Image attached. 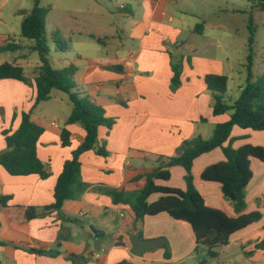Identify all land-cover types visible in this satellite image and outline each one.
I'll list each match as a JSON object with an SVG mask.
<instances>
[{"label": "crops", "instance_id": "0c3cea01", "mask_svg": "<svg viewBox=\"0 0 264 264\" xmlns=\"http://www.w3.org/2000/svg\"><path fill=\"white\" fill-rule=\"evenodd\" d=\"M0 1L2 6L9 2ZM134 1L138 6L137 10L131 4H126L123 8L137 18L130 22L132 26L129 32L123 29L125 40L121 42L119 53L115 52L118 55L102 57L85 71L75 63L79 67L76 77L78 93L89 95L105 108L109 117L116 118L112 129L104 126L99 128L98 145L106 143L109 155L100 156L93 150L81 155L82 179L90 188L79 200L65 203L63 216L66 220L63 221L53 213L45 218L27 221L24 207L45 206L54 202L55 186L64 163L71 158L72 152L86 135L81 124H67L73 106H68V112L56 111L54 116L45 112L38 113L41 104L62 102L65 98L62 96L69 98L67 94L53 91L49 101L40 103L33 110L31 118L45 129L39 140L37 153L50 171V176L47 179H42L37 174L13 176L0 167V194L11 196L8 206L0 208V241L5 243L0 245V264H76L65 257L67 253L86 258L87 261L82 264H118L122 261L130 264H172L184 261L185 257L198 250L199 245L189 224L176 221L167 213H161L147 216L134 226V214L128 205H114L111 197L96 189L123 188L128 191L127 183L144 181L145 184L144 179L135 181L134 178L157 167L161 157L164 159L175 155L184 140L197 136L210 138L217 124L230 119L231 112L214 115L213 93L205 83L207 74L228 77L227 97L231 101L240 96L243 86L236 83L237 79L233 77L228 58L227 61H222L204 56L201 48L204 42L201 39L207 37L206 29L202 25L206 22L201 24V16L182 9L183 0ZM176 7L178 9L174 15L172 11ZM1 36L6 37V34ZM128 39L137 46L126 47ZM3 44L6 42L0 45ZM217 47L227 54L221 43H217ZM120 52L124 55L120 56ZM79 59L85 60L87 57L79 54ZM180 60L183 63L182 85L173 91L172 63ZM2 63L4 62H0ZM12 63L24 68L30 84L13 79L0 81V154L7 150L2 132L8 126L9 131L20 126L23 112L33 107L37 96L32 83L40 64L27 75L26 65L29 62L26 61V55H17ZM238 89L237 96L234 97L233 91ZM63 128L71 133V145L67 147L63 146L61 140ZM232 138L235 148L247 144L264 146V131L235 126ZM223 160V151L220 148L215 149L197 158L192 172L198 166L196 173L205 184L202 185V190L196 187L207 205L235 217L238 214L232 202L224 197L221 185L217 182H205L200 178L207 166ZM148 162L152 163L151 168H146ZM138 168L139 171L132 176V170ZM251 168L253 178L247 186L245 213L260 211L263 217L261 221L233 234L230 242L221 246L226 249L240 247L235 258L225 256L223 264H264V249L256 248L264 239V162L252 159ZM175 170L184 180L176 188L185 190L186 171L181 166L172 167L171 179ZM170 180L158 181V184L169 186ZM157 198L158 195H154L150 200ZM126 214L131 215L134 230L132 235L141 233L144 239L162 238L166 237L164 227L174 228L182 223L189 228L184 230H187L191 244H185L177 256L169 260L165 259L164 252L156 251L160 245L150 252L133 255L129 236L119 232L109 248H102L101 239L106 236L110 221L117 217L119 223L125 219ZM84 217L97 225V229L104 236L96 238L94 233L88 232L85 225L80 226L78 219ZM76 228H80L79 234L76 233ZM53 249L58 251L56 255L45 254L47 250ZM32 250H41L44 253L39 254Z\"/></svg>", "mask_w": 264, "mask_h": 264}, {"label": "trees", "instance_id": "16d2710c", "mask_svg": "<svg viewBox=\"0 0 264 264\" xmlns=\"http://www.w3.org/2000/svg\"><path fill=\"white\" fill-rule=\"evenodd\" d=\"M257 1L256 6L264 11V0ZM23 20L21 24V36L35 41L32 47L40 56L41 65L38 67L34 83L36 100L33 107L22 114L20 126L14 130H4L7 150L0 154V167H3L13 176H28L37 174L42 179L50 176V171L40 160L37 146L45 129L35 123L32 112L42 103L52 98L53 91L63 92L68 95L72 103V111L67 124H81L86 135L82 143L72 152L70 159L66 160L63 170L58 177L54 202L45 206L24 207V217L27 221L37 218H45L56 213L63 221V207L67 201L79 200L90 188L83 181L81 175V155L87 151H95L100 156H108L106 143L98 145L99 128L104 126L112 129L116 124V118L109 117L103 106L98 105L89 95L78 93L76 77L79 67L75 63H68L63 67H54L50 60V49L47 44L46 16L47 9L41 6V0H34V6L30 12L21 11ZM249 51L247 63V80L240 96L234 101L229 100L228 77L222 74H207L205 83L213 93L214 115H222L231 112V117L224 123L217 124L210 138L197 136L186 139L177 149L175 155L161 157L159 164L150 172L138 175L135 181L145 180L143 187L126 191L119 188H97L99 192L111 197L114 205H128L134 214V226L143 221L147 216H156L167 213L172 219L189 224L195 234L197 245H205L209 248L208 257L216 258L215 249L227 245L231 236L248 226L261 221L263 215L260 211L245 213L247 208V186L253 178L251 160L258 159L264 162V146L247 144L239 148L233 145L232 132L235 126L242 129L264 131V73L257 78L252 72L253 45L256 38V29L252 19L249 20ZM96 38L95 36H93ZM98 38V37H97ZM52 40L57 49L65 53L69 50L66 40L58 31L52 35ZM101 43L104 39L98 38ZM22 48L20 43L9 41L0 45V54L16 52ZM173 77L171 88L178 90L182 85L183 63L180 60L172 63ZM13 79L30 84L22 66L11 62L0 64V81ZM63 146L71 145V133L63 128L61 133ZM220 148L225 160L207 166L201 173V180L205 182H217L221 185L224 197L231 201L238 216H229L225 211L207 205L205 198L194 183L192 172L194 161L201 155ZM181 166L185 169L187 188L180 189L158 184V181L171 179V168ZM158 198L151 201V197ZM11 196L0 194V208L7 207ZM138 236L142 237L139 233ZM0 245H5L0 241ZM168 241L164 239L159 247H165L164 257L169 260L171 255L168 250ZM258 249H264V239L256 245ZM39 254L41 250H32ZM65 257L76 263L87 261L84 257L74 254H65ZM203 261L201 264H205ZM118 264H130L122 261Z\"/></svg>", "mask_w": 264, "mask_h": 264}, {"label": "rangeland", "instance_id": "374dc122", "mask_svg": "<svg viewBox=\"0 0 264 264\" xmlns=\"http://www.w3.org/2000/svg\"><path fill=\"white\" fill-rule=\"evenodd\" d=\"M126 4H131L136 10L138 9L134 0H41V6L47 9L46 34L51 64L59 68L73 62L85 71L91 67L93 62L102 57L117 56L118 54L115 52L119 51L122 47L121 42L125 40L123 29L125 28L129 32L132 26L130 22L137 18L132 17L126 9H123ZM256 4L257 1L253 0H183L181 5L182 9L201 16V24L206 22L202 25L206 29L207 37L201 39L204 42V45H201L204 56L221 59L222 61H227L228 58L233 77L237 79V84L240 83V87L246 85L248 74L247 63L250 54L248 44L250 31L248 26L250 19H252L256 29L252 72L255 78L262 76L264 73V11L260 10ZM33 6L34 0H9L4 6L1 5L0 1V44L15 41L22 46L16 52L0 54V62L12 63L17 55L24 54L26 55V61L29 62V65H26L27 75L38 64L41 65L39 53L31 47L33 44L35 45V41L21 36V21L23 18L21 11L30 12ZM177 9L178 7L173 8L172 14L175 15ZM56 31L60 33L69 46V50L64 54L57 49L52 40V35ZM1 34H6V37H2ZM97 37L104 39V43H101ZM217 43H221L225 47L227 54L220 51ZM134 46H137V44L128 39L126 47ZM79 54H82L85 58L87 57V59H79ZM122 55L124 53L120 52V56ZM232 88L233 83L230 85V92ZM238 91L239 89L233 91L234 97L237 96ZM62 97H65L62 102L54 101L46 105L41 104L38 107V113L45 112L54 116L56 111L68 112V106L72 107V103L66 96ZM9 128L8 126L4 130H9ZM151 164L150 162L146 163V168H151ZM134 166L136 165L134 164ZM197 170L198 166L194 168V183L202 190V185L205 183H202L198 178ZM138 171L139 168L133 169L132 176ZM183 181L182 175L175 170L168 185L180 187ZM143 184L144 181H140L139 183H127L126 186L128 191H134L141 188ZM78 220L80 226L85 225L89 229V233H93L92 226L97 229V225L90 223L85 217ZM110 222V227L106 229V236L101 239L102 248H109L115 242L119 232H122L124 236L128 235L130 241V236L134 231L131 224V215L126 214L125 219L119 223L117 217ZM178 225L174 228L164 227L166 237L162 238L168 241L170 259L175 258L185 244L188 246L191 244L188 232L184 230V228L189 229L188 226L182 223L181 226ZM76 229V233L79 234L80 228ZM89 239L91 240V238ZM156 251L165 253L166 248L161 246ZM208 251L207 246L199 245L198 250L193 255L185 257L184 261L180 263L174 262L172 264H201L203 261H206L205 264H223L225 256L235 258L240 251V247L234 246L230 249L219 247L215 249L218 256L214 259L208 257ZM154 264L164 263L155 262Z\"/></svg>", "mask_w": 264, "mask_h": 264}, {"label": "water", "instance_id": "95a60500", "mask_svg": "<svg viewBox=\"0 0 264 264\" xmlns=\"http://www.w3.org/2000/svg\"><path fill=\"white\" fill-rule=\"evenodd\" d=\"M91 229L96 238L104 236V233L95 227L92 226ZM163 240V238L144 239L136 234H133L130 236V241L132 243L131 253L133 255H139L145 252H150L156 249ZM57 253L58 251L56 249L47 250L45 252L46 255H56Z\"/></svg>", "mask_w": 264, "mask_h": 264}]
</instances>
